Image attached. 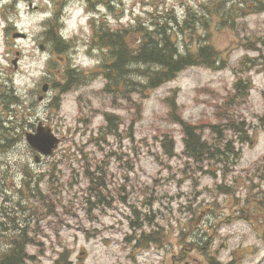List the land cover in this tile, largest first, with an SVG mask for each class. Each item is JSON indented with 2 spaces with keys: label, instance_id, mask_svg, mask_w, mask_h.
<instances>
[{
  "label": "rangeland",
  "instance_id": "rangeland-1",
  "mask_svg": "<svg viewBox=\"0 0 264 264\" xmlns=\"http://www.w3.org/2000/svg\"><path fill=\"white\" fill-rule=\"evenodd\" d=\"M4 1L6 0H0V81L8 84L11 79L15 90L25 98L28 122L35 126L39 121L49 124L61 138L53 157H62L58 167L62 169L63 177L59 181H71L73 175L72 187L70 185L68 192L64 193L70 196L71 201L62 199V204L68 206L69 211L62 210V216L59 217L61 222L56 216L40 219L41 229L32 233L33 238L41 244L33 243L29 247V251L36 256L31 264H51L57 254L64 250L71 253L73 260L81 258L86 264H210L206 257L211 256L218 264H264L263 211L258 208H254L251 213L237 211L240 208L235 205L237 201L216 190V183L222 181L221 177L216 179L205 174L203 170L196 171L192 169L193 164L188 177L181 176L179 168L183 165V159L177 156L170 159L164 157L158 141L160 131L168 130L178 142L177 150H181L183 146L179 128L165 120L167 108L164 99L173 91L185 118L192 121L200 117L213 119V108L207 102L211 95L201 94L198 99L206 101H197L196 88L208 86L213 93L227 94L234 80L233 68L237 66L241 56L248 53L251 57H261L260 52L245 50L241 45L264 31V14L249 15L243 20L239 18L235 29H221L211 36L216 47L230 53L228 67L217 71L199 66L185 69L173 80L150 91L142 99L145 104L144 115L133 124L132 138L127 137L126 133L120 140L113 136H104L102 146L99 147L95 145V138L99 136V126L103 123L102 110H112L98 99L102 98L103 78L93 79L89 84L64 91L51 85V79H59L68 64L73 63L79 68L86 67L78 62L81 48L83 57L93 61L86 53L85 45L89 35L88 19L87 30L85 27H78L71 35L77 39L75 52L69 50L65 54L61 53L62 57L58 59L51 53L48 43L45 51L38 48L44 42L40 36L42 22L61 7L64 1L62 8L66 19L70 11L77 7L82 8L83 14L88 17L84 10V1L21 0L18 5L19 13L8 7L4 8ZM164 1L174 7L176 14L183 16L185 5L195 4L197 0ZM148 7V3L141 0H123L115 14L120 16L122 22L127 23V20L137 13H143ZM2 14L10 18L18 14L16 30L5 33L4 27L8 20ZM103 14L101 12L99 17ZM38 15L43 19L36 21L35 17ZM105 16L110 22L117 20L113 14ZM66 28L65 22L63 30ZM16 31L23 32L25 37L18 39L13 36ZM16 51L20 54L14 67L11 60L15 58ZM52 57L54 64H48ZM259 60L264 61L261 58ZM93 64L94 61L88 66ZM257 68L258 71L251 68L248 72L252 88L241 106V111L253 130L252 135L250 140L239 146L240 159L234 166H229L232 170L228 176V183L232 185L236 197H242L238 202H248L250 206L252 202L256 206L264 204V161H260L264 156V127L259 120V115L264 114V66L259 62ZM44 82L51 84L46 98L40 102L37 96L41 94L40 86ZM129 98L135 100L136 94H130ZM78 99H81L85 111L90 114L86 122H77ZM129 104L128 100H124L117 107L127 108ZM116 112L124 120L120 130L125 132L130 123V114L120 109ZM25 128L24 131L32 130L27 125ZM154 136H158L157 139ZM24 142L22 138L14 146L15 149L8 153L0 152V180L5 165L3 161L22 159L27 154L33 163L27 143ZM109 152L110 156L105 158L104 154ZM155 152L159 155L158 158L154 155ZM85 158L90 163L105 158L103 165L107 173H110V185L120 187L125 184L122 194L126 197L123 200L118 197L117 201H112V206L97 208L78 203L76 198L81 195V189L86 187L79 173ZM160 158L163 163H160ZM258 165L260 167L257 169ZM33 168L38 172L46 167L41 165ZM145 193L147 198L152 197L147 200L153 206L143 204ZM260 198L262 203L259 202ZM130 205L149 211L152 222H166L168 227L163 223L162 225L168 233L167 240L171 243L161 242L145 248L132 247L126 243L125 236L130 232L129 219L136 218ZM233 206L239 207L233 210ZM142 214L138 221L149 228L144 212ZM64 220L65 224L62 225ZM205 220L211 226L207 227V237L200 240L192 232ZM181 241L187 244L188 250L185 253L181 252ZM197 242L201 246L195 247Z\"/></svg>",
  "mask_w": 264,
  "mask_h": 264
},
{
  "label": "trees",
  "instance_id": "trees-1",
  "mask_svg": "<svg viewBox=\"0 0 264 264\" xmlns=\"http://www.w3.org/2000/svg\"><path fill=\"white\" fill-rule=\"evenodd\" d=\"M86 1L100 2L108 8L117 2V0ZM258 12H264V0H208L197 10L187 7V16L183 20L177 18L171 8L153 6V9L148 8L143 14L135 16L132 26L128 28L123 26L119 29L122 32H114L107 22H98L93 41L104 48L107 46L108 59L103 64L109 62L110 76L118 75L113 76V78L116 77L114 82L119 84L122 80L125 82L126 91L128 87H132L145 94L149 89L174 78L189 66L204 65L213 69L220 68V62L225 61V58L210 41L211 28L217 26V29L234 28L239 17ZM48 28L43 32L45 38L53 41L58 50L66 48L68 43L56 33L55 27L48 24ZM131 32L138 36L135 46L130 45L126 39V33ZM179 33L183 34L182 41L176 38ZM187 36L189 39L197 36L199 39L197 45H191L186 41ZM261 42L264 44V40ZM245 47L255 48V45L248 42ZM134 64L140 66L136 74L130 73L129 70V67ZM241 65L238 68L239 71L235 72L232 89L223 97V102L215 113L217 123H209L211 129L209 136L198 133L196 126L183 124L185 133L183 153L190 158L197 169H202L206 165L208 167L206 171L214 173L221 165L223 166L222 174L225 176L231 169L229 164H233L238 157L235 134L238 133L247 138V133L244 132L248 124L240 112V107L248 97L250 83L240 74L245 62L241 61ZM73 72L72 69L68 70L66 83L76 78ZM134 76H137V79ZM2 96L6 98L3 102L4 107L7 108L10 103L13 107L6 110L7 113L9 111L11 122L4 125V114H1L3 112L0 110V152L11 149L20 141L24 121V117L18 120L14 114L23 102L14 89L10 87ZM170 105L171 112H169L174 114L176 111L174 101H171ZM259 117L264 124V114ZM8 171L10 175L13 173V176L16 173H22L25 179L23 177L22 185L15 189V194L8 195L4 190L0 193V264H30L34 255L28 253L27 246L30 243H39L33 238L32 233L41 229L40 219H48L49 214L56 215L54 211L58 193L54 188L42 193L38 180L34 181L21 165L17 166V170L8 169ZM90 178L89 195L94 196L97 201L103 200L104 190L107 187L104 176ZM216 189L223 193L233 192L231 186L224 184H217ZM102 190L103 195H101ZM87 201L90 205L93 204L89 198ZM59 220L61 222L60 218ZM64 223L65 220L62 225ZM159 237L158 230L142 233L137 238V244L158 243ZM186 250L188 248H184L182 253ZM52 264L85 263L71 260L70 253L64 250L58 254Z\"/></svg>",
  "mask_w": 264,
  "mask_h": 264
},
{
  "label": "clouds",
  "instance_id": "clouds-1",
  "mask_svg": "<svg viewBox=\"0 0 264 264\" xmlns=\"http://www.w3.org/2000/svg\"><path fill=\"white\" fill-rule=\"evenodd\" d=\"M43 19L42 16H36L35 20L39 21ZM88 17L86 15L83 14V9L80 7H77L75 9H72L69 13L68 18L66 19V24H67V28L66 30L63 32V35L65 36V38H69L74 32L77 31L78 27H85V30H87L86 27V21H87ZM81 52V57L78 60L79 63L84 64L85 66L90 65L91 63H93V61L85 59L82 55L83 53V48L80 49ZM46 59V57H45Z\"/></svg>",
  "mask_w": 264,
  "mask_h": 264
},
{
  "label": "water",
  "instance_id": "water-1",
  "mask_svg": "<svg viewBox=\"0 0 264 264\" xmlns=\"http://www.w3.org/2000/svg\"><path fill=\"white\" fill-rule=\"evenodd\" d=\"M47 85H43V90L45 91ZM28 140L33 146L39 148L45 152L49 147L51 148L54 145L56 140L50 135L49 130L47 128H39L38 133L36 135H27Z\"/></svg>",
  "mask_w": 264,
  "mask_h": 264
}]
</instances>
